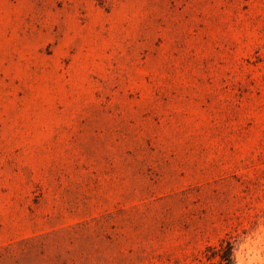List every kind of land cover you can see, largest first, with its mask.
<instances>
[{"label": "rangeland", "instance_id": "1", "mask_svg": "<svg viewBox=\"0 0 264 264\" xmlns=\"http://www.w3.org/2000/svg\"><path fill=\"white\" fill-rule=\"evenodd\" d=\"M264 215V0H0V264H209Z\"/></svg>", "mask_w": 264, "mask_h": 264}, {"label": "clouds", "instance_id": "2", "mask_svg": "<svg viewBox=\"0 0 264 264\" xmlns=\"http://www.w3.org/2000/svg\"><path fill=\"white\" fill-rule=\"evenodd\" d=\"M257 226L239 230L233 236L234 264H264V215L257 218Z\"/></svg>", "mask_w": 264, "mask_h": 264}, {"label": "trees", "instance_id": "3", "mask_svg": "<svg viewBox=\"0 0 264 264\" xmlns=\"http://www.w3.org/2000/svg\"><path fill=\"white\" fill-rule=\"evenodd\" d=\"M233 244L228 238L223 239L219 247L212 246L208 248L207 259L209 264H234L231 259Z\"/></svg>", "mask_w": 264, "mask_h": 264}]
</instances>
